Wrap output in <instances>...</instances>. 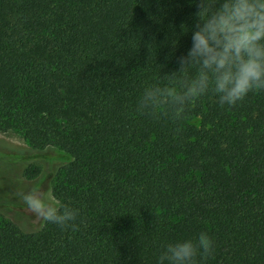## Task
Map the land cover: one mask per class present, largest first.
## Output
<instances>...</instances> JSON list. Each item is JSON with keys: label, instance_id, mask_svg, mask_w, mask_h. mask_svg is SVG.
I'll use <instances>...</instances> for the list:
<instances>
[{"label": "trees", "instance_id": "16d2710c", "mask_svg": "<svg viewBox=\"0 0 264 264\" xmlns=\"http://www.w3.org/2000/svg\"><path fill=\"white\" fill-rule=\"evenodd\" d=\"M196 11L194 0H0V133L56 162L46 186L79 211L78 231L0 223V264H157L166 244L201 232L214 242L206 264H264V92L235 107L209 92L178 121L136 111L191 48Z\"/></svg>", "mask_w": 264, "mask_h": 264}, {"label": "clouds", "instance_id": "9594fccd", "mask_svg": "<svg viewBox=\"0 0 264 264\" xmlns=\"http://www.w3.org/2000/svg\"><path fill=\"white\" fill-rule=\"evenodd\" d=\"M196 23L191 48L178 69L146 86L136 111L154 121H178L192 104L211 92L221 107H235L250 92H264V0H194ZM194 70V71H193ZM36 221L78 231V209L50 201L43 191H18ZM214 253L207 232L166 244L157 264H206Z\"/></svg>", "mask_w": 264, "mask_h": 264}, {"label": "rangeland", "instance_id": "374dc122", "mask_svg": "<svg viewBox=\"0 0 264 264\" xmlns=\"http://www.w3.org/2000/svg\"><path fill=\"white\" fill-rule=\"evenodd\" d=\"M198 121H192L197 124ZM28 148L14 132L0 133V223L12 221L21 226L26 224V228L37 229L42 221H36L31 214L26 211L22 199L15 195L16 192H28L30 190L43 191L50 201H55L51 196L46 182L50 179L51 167L56 164L50 163L46 159L28 154ZM14 155H19V160L12 159ZM53 155V153H52ZM30 165L41 168V174L34 180L24 177V171ZM27 216L29 217H26Z\"/></svg>", "mask_w": 264, "mask_h": 264}]
</instances>
